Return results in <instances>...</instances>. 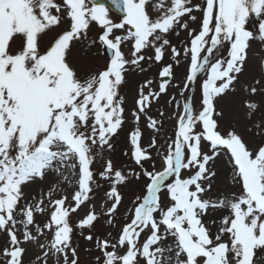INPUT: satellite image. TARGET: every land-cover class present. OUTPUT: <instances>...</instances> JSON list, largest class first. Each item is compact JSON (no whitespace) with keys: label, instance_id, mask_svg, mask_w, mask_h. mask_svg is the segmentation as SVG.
I'll list each match as a JSON object with an SVG mask.
<instances>
[{"label":"snow or ice","instance_id":"1","mask_svg":"<svg viewBox=\"0 0 264 264\" xmlns=\"http://www.w3.org/2000/svg\"><path fill=\"white\" fill-rule=\"evenodd\" d=\"M110 3L0 0V264L264 261V0Z\"/></svg>","mask_w":264,"mask_h":264},{"label":"rangeland","instance_id":"2","mask_svg":"<svg viewBox=\"0 0 264 264\" xmlns=\"http://www.w3.org/2000/svg\"><path fill=\"white\" fill-rule=\"evenodd\" d=\"M109 16L111 19H113L115 21H118L120 19V17L111 9H109ZM181 38H183V34H182ZM249 56H250V59L248 62V72L253 73L258 69V60L261 57H264V49H262L258 43H253L252 48L249 52ZM154 71H155V69H153V73H154ZM153 73H149V75H152ZM161 104H163V100L161 101ZM144 139H145V141L148 140V134L147 133H145ZM116 147H117L116 155H117V158L119 159L120 158V155H119L120 149L124 147V142L122 139L117 142ZM260 255H261V253L258 252L257 256L259 257ZM81 258H82V260L88 259L87 255L85 253H83V251L81 252ZM256 264H264V261L258 260L256 262Z\"/></svg>","mask_w":264,"mask_h":264},{"label":"water","instance_id":"3","mask_svg":"<svg viewBox=\"0 0 264 264\" xmlns=\"http://www.w3.org/2000/svg\"><path fill=\"white\" fill-rule=\"evenodd\" d=\"M102 2L105 3V6L111 7L112 9H114L118 13V11L114 8V6L111 5L110 0H102Z\"/></svg>","mask_w":264,"mask_h":264}]
</instances>
